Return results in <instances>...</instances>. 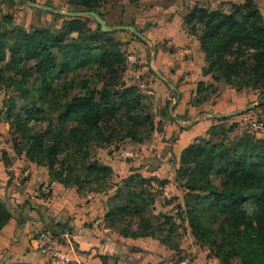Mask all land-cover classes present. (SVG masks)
I'll use <instances>...</instances> for the list:
<instances>
[{"label": "trees", "instance_id": "obj_1", "mask_svg": "<svg viewBox=\"0 0 264 264\" xmlns=\"http://www.w3.org/2000/svg\"><path fill=\"white\" fill-rule=\"evenodd\" d=\"M98 1L75 0L74 5L102 18V13L96 9ZM64 17L66 20L58 30L36 26L25 29L13 24L10 14L0 13V85L14 93L5 100V114H0V121L9 122L15 131L27 130L23 128L27 122L43 116L61 74L96 65L106 75L102 88L87 89L82 95L67 99L57 117L59 124L54 130H48L53 131L49 136L59 139L63 125L73 120L75 125L69 137L75 140L92 136L106 143L126 138L141 143L137 127L152 130L149 114L133 119V112L142 108V95L135 86L124 83L116 89L108 79L116 64H124L123 54L111 39L113 31H102L95 20L96 28L88 30L84 17ZM183 25L199 43L204 57L203 75L237 90H259L261 101L257 106L264 109V17L256 0L231 3L228 10L223 9V4L216 9L195 6L184 16ZM27 61L33 64L31 68ZM2 66L10 69L11 74L6 75ZM205 85L206 82L199 81L196 93L198 87ZM17 99H21L24 106H30L24 115L14 112L19 107ZM223 132L216 122L206 131L207 137L195 138L182 150L175 181L186 193L173 215L161 213L162 225L169 227L166 235L148 232L150 223H139L133 228L126 221L130 214L143 219L142 213L148 206L144 198L146 185L157 181L164 186L169 182L137 172L128 176L124 192L115 183L116 193L107 198V224L123 237H150L176 249L178 243L170 245L169 239L173 234L171 226L178 219L188 228L194 241L205 247L208 256L216 258L220 264H232L234 259L237 264H264V138L247 132L228 146ZM23 146L22 150H12L47 167L51 178L65 187H75L79 192L107 193L111 186L107 180L111 179L113 171L105 164L93 161L85 169L87 181H70L60 170L52 169L57 143H52L44 155L37 135L28 136ZM2 155L5 157V153ZM215 175L221 179L219 185L211 179ZM86 182L90 185L84 191ZM48 193L49 190L42 194ZM10 218V210L0 200V230ZM49 229L55 233L64 230L59 223Z\"/></svg>", "mask_w": 264, "mask_h": 264}, {"label": "crops", "instance_id": "obj_2", "mask_svg": "<svg viewBox=\"0 0 264 264\" xmlns=\"http://www.w3.org/2000/svg\"><path fill=\"white\" fill-rule=\"evenodd\" d=\"M154 2L157 6L149 10L147 20L156 23L143 33L156 45L165 41L166 44L161 50L156 46L155 68L151 70L159 74L163 84L178 93L179 100L173 109H169V116L161 119V131H153L159 142L141 147V154L135 161H120L112 153L103 164L112 169L117 179L137 172L144 177L168 179L172 184L175 171L180 166V154L187 145L216 124V118H227L247 109L249 112L261 98L256 94H244L236 105L230 103V93L221 89L220 99L211 106L209 114H204L203 109L196 110V121L191 125H181L180 121L188 124L195 119L190 118L193 111H189V94H195L199 81L210 80V76L202 73L204 57L199 43L183 25V18L195 6L216 9L222 4L229 6L241 0ZM256 3L264 17V0H256ZM29 8L35 10L34 7ZM135 27L138 28L136 24ZM173 136L174 139L169 140ZM142 156L146 162L141 160ZM150 161H153L151 165ZM25 172L29 173L27 177H24ZM42 183L49 185L46 196L40 193ZM108 196L104 192H79L75 187H65L51 178L47 167L31 162L24 154L17 155L12 149L1 148L0 200L10 210L11 218L0 230V264H175L178 261L179 245L175 249L150 237H123L118 230L111 228L105 220ZM95 220L100 223L95 225ZM57 223L64 230L68 229L71 235L70 243L64 248L67 262L52 261L35 250L37 232ZM187 250L188 255L182 256L181 260L187 259L189 264H220L216 258L208 256L207 249L197 244L190 232Z\"/></svg>", "mask_w": 264, "mask_h": 264}, {"label": "rangeland", "instance_id": "obj_3", "mask_svg": "<svg viewBox=\"0 0 264 264\" xmlns=\"http://www.w3.org/2000/svg\"><path fill=\"white\" fill-rule=\"evenodd\" d=\"M21 1L22 0H0V13L10 14L13 24L25 29L36 26L58 30L63 26L66 20L64 16L62 17L53 11H45L38 8L32 10L29 6H26L27 1L49 5L63 11H84L81 10V7L74 5L75 0H23L24 3ZM154 1L155 0H137L136 2L130 0H99L96 4V9L102 13V18L106 22V25L113 28L111 39L123 54L124 59V64H116L112 77L108 79L116 89H119L123 83L126 86H135L143 99L142 108H138V110L133 112V119L142 117L144 114H149L152 121V130H147L146 127L141 125L137 127V131L140 133V137H142L143 140L141 143H136L128 138L106 143L104 141L95 140L92 136L75 140L73 137H69L75 125V121L73 120H69L63 125V134L59 139L55 140L52 138V135L49 136V134L53 132L52 130L57 128L59 124L57 117L67 99L82 95L87 89L102 88L106 77L105 73L96 65H88L76 68L74 71L61 74L58 77L55 82L54 92L44 108L43 118H33L27 122L26 126L23 127L27 128V130L15 131L14 128L10 127L9 122L1 120L0 149H16L17 151L24 147V142L28 136L37 135L42 142L43 155L48 152L47 149L52 143L58 144V147L56 146L57 154L52 169L60 170L62 176L70 181L75 179L87 181L85 169L89 163L96 161L104 165V160L112 153L117 156L120 161H135L141 154L142 148H146L154 142H159V138H155L156 136H154L155 134L153 131L159 132L163 126L161 119L169 115V109H173L179 98L177 96L178 93L168 88L167 84H163L159 78V74L151 70L155 68L154 59L156 46L158 45L161 50L164 44H166L165 41L164 43L159 42L156 45L152 39L147 38L143 33L146 28L156 23L147 20V13L149 10L153 8V6H157ZM223 9L228 10L229 6L223 5ZM82 17H84L83 21L86 22L85 29L94 30L96 28V22L91 16ZM135 24L139 29L135 27ZM117 26H132L148 41H143L130 31L115 29ZM152 48H154L153 55L151 54ZM130 56L134 58V62H130ZM9 59L10 57H8V61ZM26 63L29 68L33 65L28 61ZM2 69L6 75L11 74L10 69L4 66H2ZM209 83H213V86H208ZM221 89L230 93V103H236V105L240 102V99L243 98L244 94H256L258 97L260 93L259 90L255 89L237 90L224 82L213 81L210 78L205 86L198 87L199 91L197 93L195 90V94H189V111H193L190 118L193 117L194 119L195 115H197L196 110L199 109H203V112H205L204 114H209L208 112L211 106L220 99V95L223 92ZM0 90V114L4 116V102L8 96H12L14 93L10 90H6L2 85H0ZM17 103L19 107L15 108L14 112H18L20 115H24L30 109V106H24L21 99H17ZM242 105L244 106L245 104ZM20 106L22 107L20 108ZM254 120H259L262 123V130L253 131L250 128V124ZM195 121L196 118L192 122ZM216 122L219 128H223V133L228 140V146H232L235 139L247 132L254 133L257 138H264V109L259 106H255V108L251 109L249 112L248 109L242 110L237 114H232L226 119L217 120ZM49 129L52 130L48 131ZM202 136L207 137L205 134ZM173 139L174 136L169 140ZM137 144H141V146ZM125 150L132 151L133 156L131 158L125 157L123 155ZM140 158L146 162L144 156ZM152 163L153 161L149 162L150 165ZM129 175H126L123 179H117L115 175L112 174L111 179L107 180V183L111 186L106 192L109 195L116 193L115 183H117L121 187V191L124 192L125 188L123 187ZM175 177L176 176H174V180ZM91 179L92 178H89L90 181ZM211 179L216 185H219L221 182V179L216 175L212 176ZM123 180H125V182H123ZM174 180L172 184L168 182L164 186L157 181H153L146 185L144 198L148 203L147 209L142 213L143 219L134 214L127 216L126 221L130 223L131 227L137 228L139 223L142 225L150 223L151 227L148 229V232L166 235V231L169 227L162 225L163 218L161 217V213L173 215L177 210V202L179 201L182 203V199L186 193V191ZM84 185V191H86L90 184L86 182ZM92 185L96 186L95 183H92ZM133 185L136 186L137 189L139 188L136 184ZM122 199H124V197ZM171 227L173 229V234L169 239V243L173 245L177 242L180 246L176 255L178 257L188 255V228L178 219L175 220L174 226L172 225ZM232 264H237V260H232Z\"/></svg>", "mask_w": 264, "mask_h": 264}, {"label": "built area", "instance_id": "obj_4", "mask_svg": "<svg viewBox=\"0 0 264 264\" xmlns=\"http://www.w3.org/2000/svg\"><path fill=\"white\" fill-rule=\"evenodd\" d=\"M130 62H134L133 57H129ZM250 128L253 131H259L263 129V125L259 120H254L250 124ZM123 155L127 158L133 156L132 151L125 150ZM29 175L28 172L24 173V177ZM41 193H47L49 190V185L47 183H42L39 187ZM99 220H95L94 224L98 225ZM70 232L68 229L63 230L60 233H55L49 227H44L39 230L35 236V250L42 256L47 257L52 261H62L67 262V254L64 250L65 246L70 243ZM175 264H188L187 259L178 260Z\"/></svg>", "mask_w": 264, "mask_h": 264}, {"label": "water", "instance_id": "obj_5", "mask_svg": "<svg viewBox=\"0 0 264 264\" xmlns=\"http://www.w3.org/2000/svg\"><path fill=\"white\" fill-rule=\"evenodd\" d=\"M26 4L30 7H34V8H38V9H42L45 11H53L55 13L64 15V16H71V17H81V16H91L99 25H100V29L102 31H112L113 28H110L109 26L106 25V22L104 21L103 18H101L97 13L93 12V11H63V10H59V9H55L49 5H45V4H40L34 1H27ZM115 29L118 30H127L130 31L131 33H133L134 35L138 36L140 39H142L143 41H148L146 38H144L139 31L132 27V26H117ZM151 54H154V48L151 49ZM171 88H173V86L169 85ZM204 116V114L202 115ZM207 116V115H205ZM211 116H216V115H211ZM181 125H191L193 122L188 123V124H184L182 121H180Z\"/></svg>", "mask_w": 264, "mask_h": 264}]
</instances>
